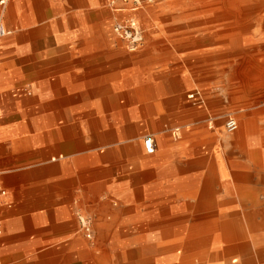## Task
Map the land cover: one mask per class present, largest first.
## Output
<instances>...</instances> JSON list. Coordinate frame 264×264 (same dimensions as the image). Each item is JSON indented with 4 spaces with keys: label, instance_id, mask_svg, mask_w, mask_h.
<instances>
[{
    "label": "rangeland",
    "instance_id": "rangeland-1",
    "mask_svg": "<svg viewBox=\"0 0 264 264\" xmlns=\"http://www.w3.org/2000/svg\"><path fill=\"white\" fill-rule=\"evenodd\" d=\"M5 1L0 4V16L5 5L0 23L10 33L0 40L2 61H43L50 47L80 42L84 51L78 55L85 61L135 62L139 53L117 48L125 42L112 31L116 19L132 14L144 29V42L151 34L155 43L172 49L167 53L172 62L165 63L157 77L153 94L157 98H144L148 93L143 92L146 85L140 66L120 68L119 75L116 69H101L94 84L88 82L92 78L85 71L83 114L66 117L68 136L77 137L82 147L78 152L87 164L85 177L97 180L96 188L132 194L130 204L125 203L128 196L111 198L100 221L84 218L89 228H82L84 252L95 255H91L95 262L87 259L85 264H264V225L252 232L260 236L255 243L245 223L238 221L246 236L234 238L229 251L218 235L219 227L197 228L196 237H187L185 229L230 220L236 211L261 207L264 199V169L253 165L234 137L245 124L252 140L264 141V0H154L136 11L123 9L129 4L122 0H83V11L72 10V21L71 7L60 4L61 0H42L49 18L30 25L28 21L19 24L26 15L23 0L18 7L12 0ZM77 26L82 30L79 41L73 33ZM93 49L101 51H88ZM131 70L139 74L121 75ZM95 87L99 93L93 92ZM20 92L16 107L21 124L14 140L27 144H21L19 152L37 156L43 153L48 120L44 94L35 93V99L26 100L28 93ZM228 116L237 121L232 132L225 128ZM248 120L251 125L245 123ZM146 135L154 139L152 154L143 149ZM162 141H170L172 148L159 155ZM155 154L160 157L149 162L147 157ZM185 164L190 167L187 174L180 172ZM27 165L37 166L32 162L18 166ZM185 175L193 178L187 181L182 178ZM188 187L198 194L183 195ZM153 189L177 192L172 197L145 195ZM240 192L258 193L259 204L243 202ZM151 199L179 204H147ZM213 209L218 213L209 219ZM225 230L235 236L234 228ZM220 247L230 257L227 263L214 258Z\"/></svg>",
    "mask_w": 264,
    "mask_h": 264
},
{
    "label": "crops",
    "instance_id": "crops-1",
    "mask_svg": "<svg viewBox=\"0 0 264 264\" xmlns=\"http://www.w3.org/2000/svg\"><path fill=\"white\" fill-rule=\"evenodd\" d=\"M12 1L14 6L16 4L17 7L21 6L20 0ZM60 4L66 8L71 7L70 21L74 13L72 10L76 13L83 11V0H61ZM23 5L26 6V15L21 16L19 24H22V21H28L27 24L30 25L37 19L49 18L50 11L45 1L23 0ZM4 8L5 5L2 8L1 18ZM66 15L68 13L64 17ZM77 16L74 19L76 21ZM73 30L77 37L76 41H79L78 37L82 35V30L78 26ZM19 35L20 33L16 36L19 38ZM116 46L127 53H139V60L135 62L107 59L85 61L78 55L79 52L84 51V45L80 42L60 43L50 47L47 51L50 54L46 55L47 58L43 61L21 62L16 59H3L0 66V183L6 189L7 194L4 197L0 196V218L2 220L0 264H85L87 259L95 262L91 256L93 253L89 252L87 255L84 252L82 220L86 217L88 221H100L101 213L108 209L111 205V198L116 195L128 196L125 203H131V198H129L132 196L131 193L123 190L122 193H116L109 188H96L98 181L92 177H85L84 167L87 164L85 165L84 155L78 152L82 147H78L77 137L74 139L73 135L68 136L67 129L68 119L66 117L83 114L85 71L92 78L88 82L94 84L95 77L102 71L116 69L115 73L119 75L118 69L120 68L130 67L131 69L133 64V66H140L143 68V84L146 85L143 92L148 93L144 98L147 100L157 98L153 95L156 92L155 87L159 84L157 77L161 74L160 71L163 70L164 64L172 62L170 56L167 55L172 52V49L159 42L155 43L151 34H148L146 41L135 52L127 51L126 46L122 44ZM166 47L169 49H165ZM88 51L97 53L101 50ZM60 52L66 54L69 52L70 55L58 54ZM21 68L23 70H20ZM138 74L137 71L131 70V72L124 71L121 75L124 78H133ZM109 75H112V72L107 76ZM21 90L28 93L27 96L24 95L26 100L35 99V93L44 94L43 110L48 120L45 141L41 146L43 153L37 156L32 153L26 155L25 151L19 152L18 148L22 145L25 147L27 144L14 140L16 132L19 134L21 124V113L16 107V100L21 97ZM99 91V87L93 88V92L99 93ZM24 106H30V103H25ZM245 123L251 125V120ZM247 127L243 124L240 132L234 134L235 144L239 145L244 155L250 157L255 167L264 169V141L252 140L247 135ZM171 144L170 141H162L158 154L167 153V150L172 148ZM158 154L147 157L148 161L157 160ZM32 158H35V161L29 160ZM144 159H142L143 162ZM31 162L36 163L37 166H18ZM187 170H190V167L185 164L180 172L187 174L189 173ZM182 178L188 181L193 177L185 175ZM209 186H211L210 183ZM195 190L188 187L182 191V194L193 197L198 194ZM174 192L177 191L153 189L145 195L172 197ZM239 196L243 202H251L252 205L259 204L258 193L240 192ZM152 200L147 204L165 206L179 204L171 200ZM212 213L217 214L218 210H209V219ZM233 215L234 217L230 220L220 222L217 220L219 224L216 223V225L212 221V225L196 223L188 226L185 228L187 229L186 236L196 237L197 228L219 227L221 230L218 235L224 240L228 251L234 247L229 245L230 242L236 237L246 236V232L253 242L259 243L260 236L255 237L252 232L256 233V229L264 225V199L261 207L243 209L241 212L236 211ZM238 221L245 223L246 232L243 230L244 226ZM226 228H234L235 236H229ZM224 249L225 247H220V252L214 255V258L227 263L230 257Z\"/></svg>",
    "mask_w": 264,
    "mask_h": 264
},
{
    "label": "built area",
    "instance_id": "built-area-1",
    "mask_svg": "<svg viewBox=\"0 0 264 264\" xmlns=\"http://www.w3.org/2000/svg\"><path fill=\"white\" fill-rule=\"evenodd\" d=\"M124 3L129 4L128 7H124L123 9H129L130 11H136L142 7V3H152L154 0H122ZM5 0H0V4H3ZM112 31L114 34L125 42V46L127 51L135 52L137 51L144 43L145 35L144 29L141 26L138 18L135 15H127L123 18L116 19L112 23ZM10 33L3 24L0 23V40ZM2 63V59L0 58V66ZM189 98H193L194 94L190 93ZM225 128L227 131L232 132L237 128V121L228 116L225 119ZM143 149L146 153L152 154L155 149L154 139L151 135H146L142 140ZM7 194L6 189L0 183V196L4 197ZM82 226L87 228L85 225L84 219L82 220ZM2 234V220L0 218V237ZM87 236H90L87 233Z\"/></svg>",
    "mask_w": 264,
    "mask_h": 264
},
{
    "label": "bare ground",
    "instance_id": "bare-ground-1",
    "mask_svg": "<svg viewBox=\"0 0 264 264\" xmlns=\"http://www.w3.org/2000/svg\"><path fill=\"white\" fill-rule=\"evenodd\" d=\"M121 7V6H120ZM234 117V116H233ZM233 224V223H232Z\"/></svg>",
    "mask_w": 264,
    "mask_h": 264
}]
</instances>
